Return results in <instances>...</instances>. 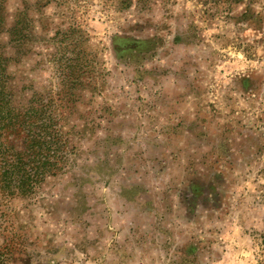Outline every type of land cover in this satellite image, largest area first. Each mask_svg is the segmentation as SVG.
<instances>
[{"label":"rangeland","instance_id":"374dc122","mask_svg":"<svg viewBox=\"0 0 264 264\" xmlns=\"http://www.w3.org/2000/svg\"><path fill=\"white\" fill-rule=\"evenodd\" d=\"M0 52L71 145L0 194V264L257 263L264 0H0Z\"/></svg>","mask_w":264,"mask_h":264},{"label":"trees","instance_id":"16d2710c","mask_svg":"<svg viewBox=\"0 0 264 264\" xmlns=\"http://www.w3.org/2000/svg\"><path fill=\"white\" fill-rule=\"evenodd\" d=\"M6 66L7 57L0 52V194L22 196L63 168L71 145L53 90L32 91L20 102ZM259 238L256 264H264V232Z\"/></svg>","mask_w":264,"mask_h":264}]
</instances>
